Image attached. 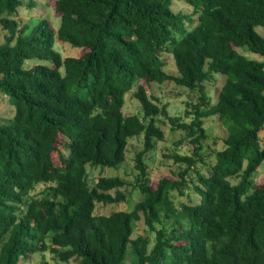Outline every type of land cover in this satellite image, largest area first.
<instances>
[{
    "label": "trees",
    "instance_id": "trees-1",
    "mask_svg": "<svg viewBox=\"0 0 264 264\" xmlns=\"http://www.w3.org/2000/svg\"><path fill=\"white\" fill-rule=\"evenodd\" d=\"M175 1L192 13L175 12L174 0H57L55 30L45 19L22 25L23 1L0 0V93L14 107L0 123V264L48 252L64 264H125L129 248L134 264H264V181L252 182L264 163V0ZM56 42L79 55L63 57ZM215 76L226 79L213 104L204 84ZM139 81L197 90L192 120L170 117L144 85L134 93L142 116H125ZM216 116L227 136L209 163L204 121ZM160 117L186 134L166 155L185 168L154 188L145 156L165 140ZM141 136L133 188L142 198L96 214L127 202L129 184L100 177L91 187L88 167L120 169ZM189 190L199 203L177 201ZM139 221L145 234L134 239Z\"/></svg>",
    "mask_w": 264,
    "mask_h": 264
},
{
    "label": "rangeland",
    "instance_id": "rangeland-1",
    "mask_svg": "<svg viewBox=\"0 0 264 264\" xmlns=\"http://www.w3.org/2000/svg\"><path fill=\"white\" fill-rule=\"evenodd\" d=\"M23 6L18 9L16 19L22 24L34 25L37 22L45 19L48 20L52 27L56 30L60 25V18L56 12V1L57 0H22ZM173 9L175 12H181L184 15H189L192 13V9L183 3H179L174 0ZM191 27L189 26L188 29ZM261 35L264 36V28L260 27L257 29ZM5 38V32L0 25V42L2 43ZM55 49L61 53L63 57L75 55L80 50L74 49L69 44H63L60 42L55 43ZM249 55L253 57V55ZM162 59L166 62L165 71L171 75H177V69L175 62L171 54L165 52L162 54ZM34 64L39 63V61H32ZM32 65V64H31ZM225 77L215 76L214 81L206 82L204 84L208 95L211 97L212 103L217 102L218 92L225 82ZM138 85H144L147 89L149 95L156 97L160 104H166L168 106L167 110L170 117L182 118L186 122L192 120L191 117H186V111L192 110V105H195L199 101L200 93L196 91H190L185 88H180L174 82H167L163 85L156 83L147 84L144 81H139L135 84L133 90L128 93L125 97V107L123 114L125 116L130 115H140L142 116L141 105L138 100L135 99L134 93L138 89ZM14 116V107L11 105L10 100L7 96L0 93V123L8 124ZM159 120L163 121L164 124L161 126L165 133V140L163 142H157L154 151L148 152L145 156V161L148 166L150 179L152 186L156 188L158 181L162 177L169 178L171 180H176L178 178V173L184 170L185 167H181L175 164L172 159L166 157V155L171 154L174 149V142L184 138L186 134H182L180 131H173L171 123L164 117H160ZM204 126L208 138L204 142L205 152L208 157L207 162L211 163L214 161V155H210L222 146L221 140L226 138L227 129L223 122L216 116L213 118L205 119ZM264 138V133H263ZM144 148L143 136L133 138L129 141V146L127 149L126 161L120 167V169H101L88 167V178L89 185L94 187L95 183L100 177H115L118 176L125 180L129 186L128 190L122 189V192L126 194L128 201L120 203L119 205H98L96 209V214L108 215L112 211L122 210L131 211L135 204L142 198V194L138 190H134L133 184L135 183V178L137 171L135 169V158L136 155L142 151ZM182 154H190L191 144L189 140L185 139L180 148L178 149ZM255 173L252 178V182L259 183L264 181V163L261 165L260 169ZM44 186L39 185L36 193L43 190ZM189 198L186 196L180 197L177 201L188 202V199L193 204H197L200 201V196L194 192V190L186 191ZM145 234V226L143 221H139L135 225L133 238H137ZM45 260L49 264H64L59 262L53 257L51 253L36 254L32 259L25 261L24 264H42ZM135 257L130 250L127 251V258L125 264H134ZM69 264H76L71 262Z\"/></svg>",
    "mask_w": 264,
    "mask_h": 264
}]
</instances>
